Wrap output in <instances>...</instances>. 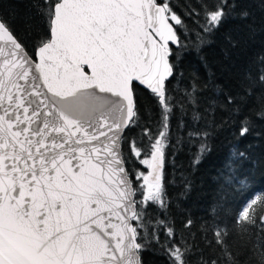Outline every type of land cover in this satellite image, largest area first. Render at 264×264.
I'll list each match as a JSON object with an SVG mask.
<instances>
[{"label":"snow or ice","instance_id":"1","mask_svg":"<svg viewBox=\"0 0 264 264\" xmlns=\"http://www.w3.org/2000/svg\"><path fill=\"white\" fill-rule=\"evenodd\" d=\"M36 7L31 48L0 15V264H143L153 243L165 249L169 264H236L230 225L215 209L195 228L189 218L187 235L153 216V209L168 207L169 149L183 144L182 135L172 143L177 102L169 85L177 50L186 47L181 30H188L171 0H37ZM188 15L203 43L229 17L248 20L252 12L241 0H200ZM245 79V95L227 97L234 114L235 100L257 87L264 92V70ZM138 87L155 101L159 120L155 131L143 127L130 137L142 127ZM196 92L195 84L184 92L193 122L207 124L218 102L209 100L201 114ZM239 123L240 137L252 131L248 117ZM209 135L207 127L188 133L202 140L196 163L210 150ZM220 183L222 195L248 186L231 165ZM231 226L257 235L264 264V194L245 200ZM209 248L220 256L205 258Z\"/></svg>","mask_w":264,"mask_h":264},{"label":"trees","instance_id":"2","mask_svg":"<svg viewBox=\"0 0 264 264\" xmlns=\"http://www.w3.org/2000/svg\"><path fill=\"white\" fill-rule=\"evenodd\" d=\"M0 3V15L9 20L31 48L37 35L35 28L30 27L38 19L37 0H0ZM171 3L188 30L187 33L181 30L186 47L177 50L174 61L176 77L169 85L170 95L177 102L170 119L172 143L175 144L182 135L183 144L175 150L169 149L164 170L168 207L166 211L153 209V216L170 222L177 234L183 231L187 235L188 230L183 226L189 218L195 228L202 220L210 219L215 209L220 221L230 225L227 239L236 264H258L257 235L232 227L231 221L245 200L264 194V118L258 115L264 111V92L257 87L252 96L235 100L234 103L240 106L238 114L231 111L233 105L227 103V97L244 96L241 84L246 83L245 78L249 74L256 77L264 70V9L259 6V0H241V6L252 12L249 19L229 17L216 32L205 35L203 43H198L195 16L188 15V12L199 10L200 0H171ZM193 84L197 90L196 111L204 114L209 100L218 102L214 119H209L207 124L203 119L198 125L193 122V106L187 103L184 95ZM137 98L142 127L133 129L130 137L141 135L143 127L155 131L159 120V109L152 97L138 87ZM181 103L186 112L182 113ZM244 117L252 121L253 127L248 135L240 137L239 122ZM205 127L210 131L207 137L210 150L196 163L202 140L189 139L188 133ZM238 151L246 152L247 158L238 159L235 155ZM230 165L235 178L247 180L248 186L243 192L235 188L225 189L222 195L220 177ZM204 255L205 258L220 256L211 248L205 249ZM143 264H169V257L163 247L153 243L143 253Z\"/></svg>","mask_w":264,"mask_h":264},{"label":"water","instance_id":"3","mask_svg":"<svg viewBox=\"0 0 264 264\" xmlns=\"http://www.w3.org/2000/svg\"><path fill=\"white\" fill-rule=\"evenodd\" d=\"M139 88L143 89L142 87H139ZM143 90H144V89H143Z\"/></svg>","mask_w":264,"mask_h":264}]
</instances>
